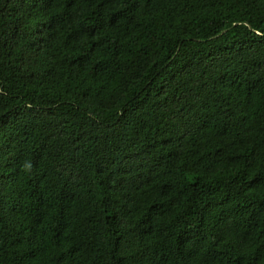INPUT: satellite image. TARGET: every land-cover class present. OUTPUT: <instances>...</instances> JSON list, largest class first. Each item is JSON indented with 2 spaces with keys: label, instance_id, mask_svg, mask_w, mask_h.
Segmentation results:
<instances>
[{
  "label": "trees",
  "instance_id": "obj_1",
  "mask_svg": "<svg viewBox=\"0 0 264 264\" xmlns=\"http://www.w3.org/2000/svg\"><path fill=\"white\" fill-rule=\"evenodd\" d=\"M0 264H264V0H0Z\"/></svg>",
  "mask_w": 264,
  "mask_h": 264
},
{
  "label": "clouds",
  "instance_id": "obj_2",
  "mask_svg": "<svg viewBox=\"0 0 264 264\" xmlns=\"http://www.w3.org/2000/svg\"><path fill=\"white\" fill-rule=\"evenodd\" d=\"M25 167L30 170L31 165L30 164H26Z\"/></svg>",
  "mask_w": 264,
  "mask_h": 264
}]
</instances>
